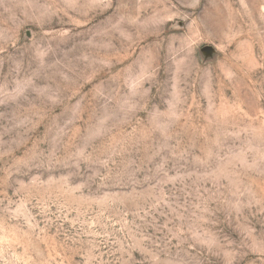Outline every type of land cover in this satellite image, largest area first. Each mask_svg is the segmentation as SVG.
<instances>
[{
    "label": "rangeland",
    "instance_id": "374dc122",
    "mask_svg": "<svg viewBox=\"0 0 264 264\" xmlns=\"http://www.w3.org/2000/svg\"><path fill=\"white\" fill-rule=\"evenodd\" d=\"M0 264H264V0H0Z\"/></svg>",
    "mask_w": 264,
    "mask_h": 264
}]
</instances>
